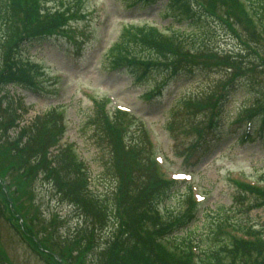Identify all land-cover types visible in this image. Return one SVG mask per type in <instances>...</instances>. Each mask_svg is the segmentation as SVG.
<instances>
[{
    "label": "rangeland",
    "instance_id": "rangeland-1",
    "mask_svg": "<svg viewBox=\"0 0 264 264\" xmlns=\"http://www.w3.org/2000/svg\"><path fill=\"white\" fill-rule=\"evenodd\" d=\"M162 1L151 6H129L126 0H37L41 11L47 14L73 9L71 19H62L60 25L78 42L70 44L63 37H55L40 45L39 42L28 44V51L24 48V62L30 61L31 72L42 93L22 98L24 107L33 104L28 112L22 109L24 122H32L51 105L63 106L66 130L60 135L62 140L58 147L68 146L81 157L92 189L105 197L114 187V178L105 171L111 154L106 138L94 132L90 119L98 109L103 110L107 120L115 117L126 128L128 141H138L142 132L140 138L145 141L144 148L155 153L154 159L161 163L168 178L174 180L184 171L189 173L187 182L177 183L176 192L161 205L165 214H178L187 206L190 188L197 202L189 207L200 211L198 226L205 228V220L209 226L214 220L223 218L226 222L264 233V191L262 198H258L243 183L264 187V134L260 137L252 127L246 137V125L239 120L246 114L243 106L264 102V66L248 72L252 77L250 84L237 87L224 101L216 122H212L216 128L209 125L211 111L189 106L198 99L209 101L219 93L224 70H210L188 81L171 82L152 99L144 97L149 91L148 85L140 87L128 74L108 70L106 61L117 39L129 36V32L144 33L146 28L138 30V25L156 23L159 27L172 22L171 17L160 15L166 3ZM198 1L228 21L236 19L233 15L229 18L231 7L223 0ZM230 25L231 31L220 21L206 20L203 29L210 37L209 45L189 41L187 35L192 31L185 22L174 21L170 31L187 34L183 41L190 48L207 46L222 52H237L239 42L248 38L251 28L239 20ZM179 38L182 35L174 39ZM260 50L264 53V43ZM165 78L156 73L149 79H152L150 84L158 79L165 82ZM9 89L13 93V89ZM197 127L205 130L203 139ZM147 132L156 149L150 145ZM148 157L152 160L151 155ZM23 161L27 158L17 164L11 149L0 148V177L6 182L3 187L9 201L25 211L38 235L47 232L44 240L41 236L43 244L50 237L47 245L55 252L69 254L71 251L56 245L53 235L54 232L60 235L71 232L77 213L58 199L47 178L41 177L38 181L30 178L36 180L34 183L26 179ZM77 169L79 173V167ZM198 194L205 198H197ZM204 214H207L206 219ZM20 227L21 223L0 199V264H53L50 257L31 249ZM77 264H83V259Z\"/></svg>",
    "mask_w": 264,
    "mask_h": 264
},
{
    "label": "trees",
    "instance_id": "trees-1",
    "mask_svg": "<svg viewBox=\"0 0 264 264\" xmlns=\"http://www.w3.org/2000/svg\"><path fill=\"white\" fill-rule=\"evenodd\" d=\"M128 1L144 2L143 0ZM223 1L231 6L235 16L242 17L243 23L247 22L246 15L238 2ZM29 2L30 6L23 3L21 5L19 0H0V33H2L0 66L1 70H4L3 72L0 70V81H6L10 77L15 85H23L38 92L36 88L27 86L34 85L32 82L34 77L30 73L23 71L20 67L17 68L16 64L10 65L14 50L20 47V43L25 39L27 41L36 40V38L46 39L56 32L55 27L58 26L60 18L67 19V16L70 18L72 13L71 11L66 14L56 12L55 14L60 16L57 18L54 14H42L37 0H29ZM261 7L260 16L262 17L264 16V0ZM191 11L185 0H168L164 15L170 13L175 20L183 18L182 20H191L190 25H196L193 18H190L194 16ZM252 29L254 30L253 27ZM197 34L205 36L201 29L197 31ZM251 37L256 42V46L248 44L252 42L251 40L244 43L239 49L240 55L234 62L237 68L253 70L258 66L262 69L264 66V53L261 55L258 51V47L262 45L258 33L255 30L252 31ZM174 45L173 41L149 30L136 39L128 36L116 44L114 52H117V57H111L109 67L113 70H124L123 72L128 73L133 81L141 84L144 82L143 79L150 77L156 71L167 74L170 77L169 81L191 79L199 72L208 71L209 58L187 53ZM122 50H127L126 55L120 57ZM205 60L207 62L203 64L201 61ZM244 61L247 63H243ZM23 80L29 81L28 84H23ZM232 86L231 81L227 88V95ZM221 97L219 102L222 104L225 96ZM3 101L0 97V133L5 139V147L9 144L15 147L16 145L9 141L7 135L10 128L21 117L16 110L14 113L10 109H4ZM43 115L28 127L27 144L34 150L30 154V157H33L30 161L40 162V165L45 166L46 171H48L47 166H56V169H53L56 172L53 183L58 187L57 193L78 213V221L72 236L63 237L56 232L53 235L56 245L71 251L68 254L70 258L77 257L80 260L92 250L89 255L95 256V264H264V241L255 243L233 237L227 239L222 237L224 234L222 229H219V226L216 227L214 222L208 227L205 226L204 232L197 225L192 229L193 215L186 214L187 211L182 215L170 216L169 219L162 216L159 204L171 195L174 185L166 183L160 177L156 165L148 157L150 151L144 148L145 141L140 138L142 132L139 134L138 141L129 142L126 137V128L115 117L113 120H107L103 110L99 109L94 115V132L103 139L106 138L110 146L111 157L105 163V171L114 178L111 193L104 197L86 188L83 179L79 180V174L67 150L59 157L56 156L55 162L53 160L49 162L48 153L53 144V138L58 139L56 136H59V129L55 127L54 121L60 119L53 108ZM246 120L251 121L254 127L258 123L264 125V102L259 105V108L253 105ZM50 121L53 126L47 130L49 126L46 124ZM33 132H35L34 135ZM13 150L14 153L21 152L18 147ZM15 157L18 160L22 159L17 154ZM60 167L64 170L60 171L58 169ZM251 192L258 198H262L261 190H251ZM2 195V201L16 217V210L10 205L6 193L3 192ZM181 231L185 234L179 236L178 232ZM106 233L107 239L99 245L101 240L98 237ZM22 234L26 235L27 231H23ZM43 236L47 237L48 234L43 233ZM28 239L37 251L49 256L56 264H62L45 250L43 244L34 240L29 232ZM46 241H50V237ZM195 241L197 247L193 246ZM95 243H97L96 246ZM73 253L76 255L74 256ZM61 254L65 256L64 253ZM83 264H85L84 261Z\"/></svg>",
    "mask_w": 264,
    "mask_h": 264
}]
</instances>
